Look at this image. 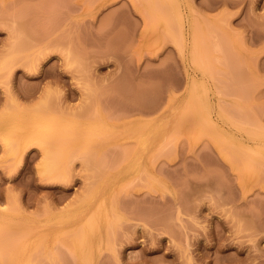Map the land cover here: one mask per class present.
I'll return each instance as SVG.
<instances>
[{"label":"rangeland","instance_id":"obj_1","mask_svg":"<svg viewBox=\"0 0 264 264\" xmlns=\"http://www.w3.org/2000/svg\"><path fill=\"white\" fill-rule=\"evenodd\" d=\"M0 264H264V0H0Z\"/></svg>","mask_w":264,"mask_h":264},{"label":"bare ground","instance_id":"obj_2","mask_svg":"<svg viewBox=\"0 0 264 264\" xmlns=\"http://www.w3.org/2000/svg\"><path fill=\"white\" fill-rule=\"evenodd\" d=\"M43 163H44V165H43ZM43 163H41V164H42V168H41V169H42V173L46 172L47 169L45 168V166H48V165H49V164L46 165V161H44ZM39 166H40V165H39ZM43 166H44L45 170L43 169ZM48 168H49V167H48ZM49 169H50V168H49ZM43 171H44V172H43ZM40 172H41V171H40Z\"/></svg>","mask_w":264,"mask_h":264}]
</instances>
